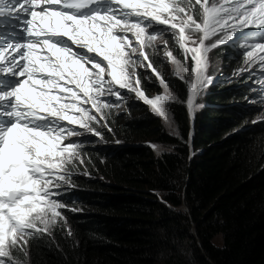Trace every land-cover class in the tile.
<instances>
[{"label": "snow or ice", "instance_id": "obj_1", "mask_svg": "<svg viewBox=\"0 0 264 264\" xmlns=\"http://www.w3.org/2000/svg\"><path fill=\"white\" fill-rule=\"evenodd\" d=\"M165 32L184 54L183 62L166 56L187 86L190 115L211 83L212 49L231 44L248 65L241 71L256 66L264 77V0H0V264H19L13 249L67 223L59 197L68 166L84 159L79 143L64 141L78 128L99 136L92 122L106 123L121 89L170 124L167 104L177 98L145 52ZM138 65L164 94L145 95Z\"/></svg>", "mask_w": 264, "mask_h": 264}, {"label": "trees", "instance_id": "obj_2", "mask_svg": "<svg viewBox=\"0 0 264 264\" xmlns=\"http://www.w3.org/2000/svg\"><path fill=\"white\" fill-rule=\"evenodd\" d=\"M219 54L227 66L235 62L226 51ZM167 81L177 98L169 104L177 135L168 134L141 104L130 109L136 113L132 119L109 111L107 125L126 145L81 150L89 178L74 177L77 190L60 199L78 211L63 214L66 224L29 237L23 250L13 249L15 259L22 264H264V125L242 98L255 84L251 77H241L236 86L211 83L206 107L191 124L186 84L171 76ZM102 138L112 137L103 129ZM147 142L167 152L156 156L148 146H133ZM217 236L222 247L213 244Z\"/></svg>", "mask_w": 264, "mask_h": 264}, {"label": "rangeland", "instance_id": "obj_3", "mask_svg": "<svg viewBox=\"0 0 264 264\" xmlns=\"http://www.w3.org/2000/svg\"><path fill=\"white\" fill-rule=\"evenodd\" d=\"M198 37H199V34L198 33L197 34H194V38H197L198 39ZM213 39H215V37H213ZM165 41H167V45L166 46L164 44ZM211 42L212 41H206V43H211ZM174 45H177L176 44V41L174 39H172V37H171V35L169 33L165 32L161 36H158L157 39L154 41L153 46L152 47H149V48H146L145 49V52L148 54V52H151L154 49H158L161 52V56L163 57V59L169 64V67H170L171 72H173L175 74L176 67L172 63L171 58L166 56V53L168 51H171V46H174ZM226 46L228 48H232L233 50L235 49V48H233L231 46V44H226ZM158 47H160V48H158ZM217 48L212 49L208 53L207 75L211 78V82L217 83L219 81L226 80L227 78L229 80H231V79H234L235 78V76H233V75H236V74H239V73H242V72H251V71H254V70L257 71V72L258 71H261V69L259 67H256V66H254L250 70L241 71V69H247L248 68V65H246L245 62H243L241 65H238V67L236 69H233V67L235 68L236 65H228L227 66L226 63L221 62L220 59L216 55L212 56V54L214 52H216ZM180 51H181V53L183 55V58H184V54H183V52H182L181 49H180ZM171 53H172V51H171ZM172 55H173V53H172ZM191 69H192V67L189 68V71H191ZM136 73L139 75V78H140V81H141L140 88H141V85L142 84L148 85V86L156 85V87H159L160 90H161L160 94H164L165 89L159 83L157 76L155 75V73L150 68H147V67H143V66L138 65L137 68H136ZM141 76H143V79L141 78ZM230 76H233V77H230ZM210 84H208L207 87H205L203 89V91L201 92V94L197 97L195 103L197 105H199V107H197L195 109V111H194L195 114L197 112H199L203 108V104L201 102H202V99H203L204 95L206 94V91H207L208 86ZM237 84H239V83H237ZM237 84L235 83V86ZM124 91H127L126 94H128V96H125L124 95ZM168 91H170L172 94H174L171 91L170 88H168ZM120 93H121V97L123 99H122V101L118 105H114L112 107L113 113H115V115H117L119 117H121L123 115V116H125V119L135 117V114L136 113L131 114L129 112V110H130V108H129V102H132V101H141L142 103H144V102L142 100L138 99L134 93H132V92L126 90V89H121L120 90ZM146 96H148V95H146ZM155 96L156 95L153 92V94L151 96H148V97L152 98V97H155ZM106 98L113 100V97H111V96H108ZM197 100H199V103H198ZM255 102L256 101H254V103H251V104H255ZM169 104L170 103L167 104V108H168V116H169V119H170V124L169 123H166L162 118H160L157 115H155L151 111L149 105L146 104L145 106L147 107L148 111L152 112L155 116H157L161 120V122H162V124L164 126V129H165V131L168 134L173 135V136H176L177 135V130L175 128V124H173L172 123V120H171V116H170V113H169ZM109 110H110V108L104 109V112L105 111L106 112H109ZM262 112L264 114V107L263 106H262ZM188 113H189V111H188ZM92 114L96 115L95 110H93V113ZM189 117L192 118V116L190 115V113H189ZM106 123H107V121H106ZM106 123L101 122V123L97 124L95 121L92 122V127L95 129V132L100 133L99 136L95 135L94 133H89L86 129H79L78 126H77L78 131L81 132V135L72 136V137L68 138L67 140L64 141V144H68L72 140L78 141V143L80 145V148H79L80 155H81V150L84 147H86V148H92V149H98V148L106 147L107 145H111V142L112 141H118V140L115 137H113L112 132L109 131V130H108V134L112 137V139L109 141L107 139L104 140L102 138V133L101 132H102V129L103 128L107 129L106 128ZM147 143L150 145V148L153 150V152H154V154L156 156H160L161 154L167 152V147H163L161 145L152 144V143H149V142H147ZM152 145H156L157 148L154 149L152 147ZM80 166H81V164H79L78 162L75 163V166L74 167L72 165H69L68 168H69V171H70V175L72 173H76L77 175H82L83 169L80 168ZM78 189H80V188H78ZM75 190H77V188L74 185H71L70 184V186L65 185L64 188L62 189V192H67V193L70 192L71 193L72 191H75ZM72 209H75L76 210V208H72ZM213 244L215 246L222 247L223 242H222L221 236H217L213 240Z\"/></svg>", "mask_w": 264, "mask_h": 264}, {"label": "bare ground", "instance_id": "obj_4", "mask_svg": "<svg viewBox=\"0 0 264 264\" xmlns=\"http://www.w3.org/2000/svg\"><path fill=\"white\" fill-rule=\"evenodd\" d=\"M230 60H232V59H230ZM263 107H264V106H263ZM192 114L195 115V112H193ZM146 144H147V143H140V144H138V145H139V146H140V145H143V146H144V145H146Z\"/></svg>", "mask_w": 264, "mask_h": 264}, {"label": "clouds", "instance_id": "obj_5", "mask_svg": "<svg viewBox=\"0 0 264 264\" xmlns=\"http://www.w3.org/2000/svg\"><path fill=\"white\" fill-rule=\"evenodd\" d=\"M153 144V143H152Z\"/></svg>", "mask_w": 264, "mask_h": 264}, {"label": "water", "instance_id": "obj_6", "mask_svg": "<svg viewBox=\"0 0 264 264\" xmlns=\"http://www.w3.org/2000/svg\"><path fill=\"white\" fill-rule=\"evenodd\" d=\"M136 146V145H135Z\"/></svg>", "mask_w": 264, "mask_h": 264}]
</instances>
